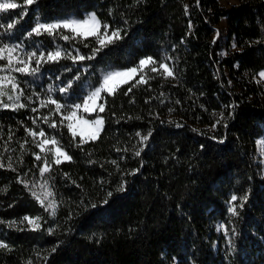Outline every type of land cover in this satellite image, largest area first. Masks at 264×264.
<instances>
[{
    "label": "trees",
    "instance_id": "obj_1",
    "mask_svg": "<svg viewBox=\"0 0 264 264\" xmlns=\"http://www.w3.org/2000/svg\"><path fill=\"white\" fill-rule=\"evenodd\" d=\"M17 2L19 8L0 13V25L9 13L19 18L11 42L23 38L37 8ZM38 7L49 19L95 11L102 22L121 28L122 37L91 58V49L100 47L95 36L77 38L63 30L23 38L28 50L58 47L73 55L79 51L85 59L62 56L44 61L35 75L13 72L20 81L19 102L28 106L0 107V162L5 165L0 168V221L17 222L15 227L0 223V239L12 245L11 251L0 250V264H264V175L256 158L257 139L264 138V85L257 79L264 69V0L230 6L220 0H41ZM222 18L226 39L214 36ZM4 40L10 42L7 36ZM143 56L167 62L175 75L150 70L146 82L135 77L111 94L103 91L105 109L87 114L104 117L95 140L81 143L71 133L63 119L70 108L38 107L49 95L62 105L82 103L70 90L59 91L77 72L73 85L86 96L103 71L132 67ZM5 90L11 91L7 85ZM0 99L7 102V96ZM222 111L224 117L218 115ZM49 112L46 124L42 118ZM217 120L221 123L211 128ZM28 127L44 128L72 159L59 165L52 159V168L41 174L43 161L32 155L41 151ZM149 128L153 131L136 156L135 132L147 134ZM132 168L139 171L130 174ZM121 173L127 184L118 192ZM38 180L48 183L57 202L54 216L29 190ZM107 191L114 196L106 197ZM245 191L249 199L243 208L239 199L233 201L238 215L228 213L231 195ZM102 198L109 203L90 206ZM25 215L38 217L40 227L32 228ZM219 223L227 235L218 230ZM53 246L57 251L51 252Z\"/></svg>",
    "mask_w": 264,
    "mask_h": 264
},
{
    "label": "snow or ice",
    "instance_id": "obj_2",
    "mask_svg": "<svg viewBox=\"0 0 264 264\" xmlns=\"http://www.w3.org/2000/svg\"><path fill=\"white\" fill-rule=\"evenodd\" d=\"M41 3V0H23L24 5H37V8L35 10V14L33 15L32 19V26L27 31H24L22 33L23 38H30L35 34L36 36H40L41 34H48L53 35L55 33L61 32L63 30H70L71 33L76 36L77 38L83 36H95V43L98 44L100 47H93L91 49V53L89 58L95 57L98 52L101 51L103 47H105L108 44L115 43L117 40L121 39L122 37V29L119 27L112 28L107 22H102L100 18L97 16L95 11L92 12H86L83 14V17H77L72 15H65L61 17L56 18H45L39 9V4ZM197 3H199V0H197ZM20 5L17 2V0H0V13L8 12V10L11 9H17ZM187 7V6H185ZM19 23V18H13L11 13L8 14V19L5 20L4 24L0 25V28H3V33H0V61L6 59V63H0V98L7 96V102H5L3 99H0V107L2 108H25L28 105L19 102L20 101V95L22 94V91H18L20 89V81L18 80L17 76L13 75V72L15 73H21V74H28V75H35L36 73L40 72L41 65L44 61L47 62H55L61 59L62 56L67 57L71 59L73 62L76 61H82L85 59L83 55L80 54L79 51H77L74 55L71 52H62L60 48L53 49H43V46H41V49L33 48L32 50H28V45L25 43V40L23 38L11 42V38L16 30V27ZM126 23V22H125ZM102 29V30H101ZM126 35V33H123ZM216 35H219V30H216ZM7 36L10 42H5L4 37ZM64 40L69 41L72 37L69 35H64L62 37ZM249 43H253L250 41ZM233 47L235 48L236 45L233 44ZM21 51L24 53V57L21 58L18 55H16L17 51ZM6 54V55H5ZM154 61V57L152 56H143L139 58L138 62L132 66V67H122L115 71H109L103 75L102 81H98L99 86H91V91L86 96H80L79 94L83 91L82 87L77 84L73 85V81L76 80L80 73L77 72L75 77H72L71 79L67 80V83L64 84L63 87L59 89L61 93H67L69 90L71 91L72 95L77 96L78 99H82L84 101V108L86 112H93L95 109H99L100 111H103L105 109V103L100 102L97 103L98 100L101 98L102 91H105L109 94L113 93L116 87H118L120 84H125L127 80H131L134 75L137 74V72H140L139 80L137 83L141 81H145V76L143 75V71L146 70L147 67H151L152 63ZM159 68L163 70V75L165 77H172L175 75L173 68L170 67L168 64L164 62H159ZM67 71V69H65ZM152 71H157L156 68H152ZM258 75L261 78H264V69H261L258 73ZM146 82V81H145ZM61 83H64L61 81ZM230 83V82H229ZM9 86L11 91H6L5 86ZM131 91V89H129ZM127 94V93H126ZM39 95V94H37ZM31 99V97L29 98ZM48 104L54 105L55 108L52 109V111L55 112H61V109H71L66 112V116L69 119V123L67 125L68 129L70 131H73V124L71 123L72 117L76 115V110L81 107L80 103H73L70 106L69 105H62L61 101L59 99L53 98L51 95H49L46 100H40V103L38 107H46ZM227 107L231 108L233 105H228ZM33 112H36V108L32 109ZM149 115L151 116L152 113L150 112ZM220 117H224V112L218 113ZM233 114L232 112H228V116L231 117ZM51 116V112H49L46 116H44L42 119L47 124L48 123V117ZM33 124H36L37 121L35 119L32 120ZM63 123V121H61ZM85 123H89L93 125V129L90 132L89 139L95 140L97 138V133L104 127V117L99 115V113L96 114V118L94 120L85 121ZM221 123L220 120H217L213 122L210 127L216 128L217 125ZM57 124V121L53 119L51 121L50 127H53V130H55V125ZM226 126V121H225ZM26 132L30 133L31 136L34 138L33 142L37 143V147L43 150L46 145H54L56 143L55 137H53L52 140L44 139L46 133L44 128H40L39 131L35 130L34 128L28 127L25 129ZM152 129L149 128L147 134H141L140 131L135 132V136L139 137V145L134 146V154L136 156H140L141 149L143 146L147 143L149 136L152 133ZM73 134L74 131H73ZM40 137L41 139L39 142H36L35 138ZM213 140L219 139L220 141L224 140L223 136H212ZM81 143H83V140H81ZM257 143H260L258 140ZM201 147H204L201 145ZM49 151H51V147L49 148ZM33 156L37 158V160L43 159V164L39 166V171L41 174L45 173L48 169L52 168V164L49 163L46 156L41 157V153L33 152ZM67 159L71 160L72 157L68 155L62 147L55 148V155L53 157L55 164L59 165L61 163V159ZM113 164H116V161H112ZM5 167V165L0 162V168ZM8 168H13V165L9 163L7 165ZM139 171L138 168H132L130 170V174H135ZM67 175V173H65ZM121 180L117 186L116 191L123 192L126 190L125 186L127 184V181L123 179V173H121ZM18 180L22 184L25 185V187L29 186V182L27 180H21L20 177H17ZM45 185H47V182H45ZM31 191V194L33 197H35L41 204H45V200L41 198L40 195L37 194L36 191H33L32 189H29ZM49 194H51V190L49 189ZM114 191H107L106 197H113ZM239 199V207H244V202L249 199V194L247 191L244 192L243 195L237 197L236 194H232L229 201H228V207L227 212L232 214L233 216L238 215L237 211V204L233 203V201H237ZM109 203V200L107 198H102L99 200L98 204H92L90 205L92 208H97L101 205H106ZM87 207V206H86ZM101 211H103V208H100ZM53 214L55 213V207L53 206ZM38 217H29L25 215L23 217V220H27L28 224L31 225L32 228H38L40 225L38 223H34V221L38 220ZM0 223H7L9 227H15L16 221H0ZM221 227H224L221 225ZM48 232H52V228L48 229ZM225 234H228V229L225 228ZM232 234H235V229H232ZM57 244L60 243L58 240L56 242ZM229 248L228 251H233L232 241L229 240ZM12 245L6 242V239H0V250L4 251H11ZM57 251L56 246H53L51 248V252ZM193 264L195 262L193 261Z\"/></svg>",
    "mask_w": 264,
    "mask_h": 264
},
{
    "label": "rangeland",
    "instance_id": "obj_3",
    "mask_svg": "<svg viewBox=\"0 0 264 264\" xmlns=\"http://www.w3.org/2000/svg\"><path fill=\"white\" fill-rule=\"evenodd\" d=\"M236 2H238V0H220V3L223 6H230V5H232V4L236 3ZM216 30H219V34L221 33V35L223 36L224 39L227 38V25H226V19L225 18H222L219 26L215 27V31H214V36L215 37L217 36L216 35ZM64 31L71 32L70 30H64ZM16 55H18L21 58L24 57V54L21 51H19V50L17 51ZM164 63L167 64V62H164ZM152 68H156L157 70L163 71L162 69L159 68V62L155 61V62L152 63L151 67H147L146 66V70L143 71V75L145 76V79L147 77L148 71L152 70ZM118 69L119 68H111V69H107V70L103 71L102 72V75H101V81H102L103 75L105 73H107L109 71H115V70H118ZM140 74H141L140 72H137V74L134 75L132 77V79L135 78V77H139ZM257 79L259 81H261L263 83V85H264V78H261L259 75H257ZM90 91H88L87 95L89 94ZM100 102H101V98H100V100L97 101V103H100ZM80 105H81V107L76 110V115L74 117H72V119H71V123L73 124V131H74L75 134H73V131H71V133L74 136L81 138L82 140H88L89 139L88 137L90 135V132L93 129V125H91L89 123H85V121L94 120L96 117L95 118H89V117H87V114L95 112L98 108L95 109L93 112H86L85 111V108H84V101L82 103H80ZM63 119L66 120V123L68 125V123L70 121L67 118L66 114L63 115ZM99 132L97 133V135L99 134ZM40 139H41L40 137H37V141L38 142H39ZM44 139L52 140L53 138H49V137H46L45 136ZM258 140L260 141V143H257L256 158H257L258 162L261 163V171H262V174L264 175V138L263 137H259L257 139V141ZM50 147H51V151H49V148ZM57 147H62L57 141H56V143L54 145H51V146L46 145L43 150L40 149V151H41L40 152L41 153V157L46 156L47 159H48V161L50 162V160H52L53 157H54V155H55V148H57ZM41 160L43 161V159H41ZM62 160H66V159H63L62 158L61 161ZM53 161H54V159H53ZM45 182H46L45 180L35 181L33 183L32 190L33 191H36L37 194L40 195L41 198L45 200V204H44L45 207L54 216L55 213H56V209H57V202H56V200H55L52 192H51V194H49V189L50 188H49L48 183H47V185H45ZM53 206L55 207V213L54 214H53V211H52ZM34 223H38L40 225V219L34 221ZM221 225H223V223H219L218 224V226H217L218 227V230H220L221 232H224L225 229H224V227H221Z\"/></svg>",
    "mask_w": 264,
    "mask_h": 264
}]
</instances>
